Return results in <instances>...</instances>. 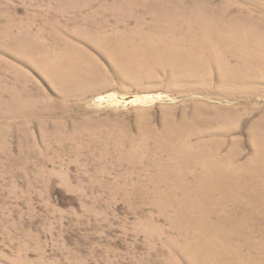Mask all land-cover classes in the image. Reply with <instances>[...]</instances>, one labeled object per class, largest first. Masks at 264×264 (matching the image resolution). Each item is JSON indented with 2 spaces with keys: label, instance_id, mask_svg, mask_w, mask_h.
<instances>
[{
  "label": "rangeland",
  "instance_id": "1",
  "mask_svg": "<svg viewBox=\"0 0 264 264\" xmlns=\"http://www.w3.org/2000/svg\"><path fill=\"white\" fill-rule=\"evenodd\" d=\"M149 2L0 0V264H184L152 200L165 191L158 139L192 99L224 109L247 102L238 127L212 131H237L249 157V118L264 114V91L252 102L185 97L160 76L128 77L83 45L96 63L83 87L62 91L42 70L41 59L58 51L59 42H75L73 34H127L139 27L155 34L149 29L177 21L196 29L208 24L194 11L207 10L211 0H164L154 12ZM213 3L248 7L264 20V0ZM258 75L251 84L257 93L264 90Z\"/></svg>",
  "mask_w": 264,
  "mask_h": 264
},
{
  "label": "bare ground",
  "instance_id": "2",
  "mask_svg": "<svg viewBox=\"0 0 264 264\" xmlns=\"http://www.w3.org/2000/svg\"><path fill=\"white\" fill-rule=\"evenodd\" d=\"M163 1L150 0L153 12L162 8ZM223 3L215 6L211 0L207 10L194 11L203 15L197 19L208 21L200 29L177 21L149 29L155 34L140 27L127 34H73L75 42H59L61 48L46 54L39 64L57 88L77 90L93 77L96 63L88 55L90 49L101 52L128 77L160 76L185 97L199 93L224 96L232 103L242 97L252 102L264 91L251 89L258 74L264 77V20L254 17L248 7L228 9ZM158 20L156 16L157 25ZM164 32L171 34H156ZM239 103L224 109L192 99L181 105L178 122L164 126L159 135L158 149L165 158L158 166L159 181L165 191L154 192L156 200H151L166 217L171 230L168 242L184 264H264V114L249 118L245 139L249 157L237 131H212L238 127L240 112L249 108L247 102Z\"/></svg>",
  "mask_w": 264,
  "mask_h": 264
}]
</instances>
